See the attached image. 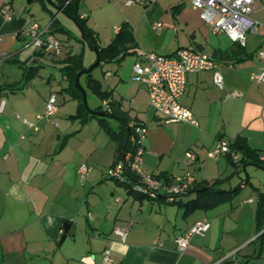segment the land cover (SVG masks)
Returning a JSON list of instances; mask_svg holds the SVG:
<instances>
[{
    "label": "crops",
    "instance_id": "obj_1",
    "mask_svg": "<svg viewBox=\"0 0 264 264\" xmlns=\"http://www.w3.org/2000/svg\"><path fill=\"white\" fill-rule=\"evenodd\" d=\"M7 3L11 2L0 0V54H6V58L0 57V64L16 59L25 69L29 65L38 68L28 80L19 65V78L0 77V264H102L105 247H109L114 264H264V244L257 247L255 222L257 193L264 190V169L252 164L242 169L238 153L232 160L223 154L208 155L218 139L230 141L237 135L264 153V80L250 78L264 68V59L258 54L264 51V0H255L249 15L258 22L259 32L247 33L239 50V43L226 33L211 32L188 0L167 4L143 0L139 6L126 3L130 9L115 27L114 35L123 22L132 30L131 80L133 65L144 62L146 51L171 54L187 47L211 54L221 65V88L214 84L211 70L186 76L180 102L193 112L197 125L166 121L149 106L145 86L133 80V85H127L116 66L114 74L112 70L104 72L106 84L97 78L128 117L126 126L155 125L143 141L142 169L146 174L163 173L172 179L189 174L196 181L219 179L222 190L240 187L229 201L186 215L163 193L158 198L139 197L128 192L127 184L106 176L108 168L123 157L125 146H119L96 117L81 122L72 116L78 99L65 91L68 80L62 60L68 52H75L40 49L30 41L24 46L22 30L28 20L5 10ZM135 9L143 10L137 21L131 15ZM154 23L160 25L154 28ZM91 29L100 46L114 37L101 44L98 33ZM226 50L235 54L234 58L226 56ZM240 52L245 55L240 57ZM124 58L111 62L120 65ZM83 65L91 66L84 61ZM112 75L114 80L109 82ZM233 90L241 96H230ZM51 93L56 95V112L38 118ZM66 102L73 105L72 110H65ZM107 103L100 101L90 109L99 105L105 109ZM106 118L114 130L121 128L118 119ZM162 123L173 124L171 132L158 130ZM188 148L194 150V160L184 156ZM80 163L90 166L82 177L77 173ZM193 196L187 190L181 199ZM202 221H208V230L191 235L185 250L179 251L176 238ZM65 223L70 227L61 240ZM115 228L125 232L124 238Z\"/></svg>",
    "mask_w": 264,
    "mask_h": 264
},
{
    "label": "built area",
    "instance_id": "obj_2",
    "mask_svg": "<svg viewBox=\"0 0 264 264\" xmlns=\"http://www.w3.org/2000/svg\"><path fill=\"white\" fill-rule=\"evenodd\" d=\"M49 1L56 2V0ZM141 1L126 0V3L134 4ZM188 1L194 9L199 11L201 19L208 25L211 32H224L233 42L244 45L247 33L257 34L259 32L258 22L249 17L255 6V0ZM62 9L63 6L59 8V11ZM6 17L9 18L10 15L6 14ZM159 25L160 23H154L153 27L157 28ZM22 34L28 36L31 43L45 50L57 52L60 48V40L49 32V24L41 27L38 22H33L22 30ZM258 54L264 59V51L261 50ZM0 57L6 58V54L1 53ZM143 61L133 65L132 80L145 86L149 106L166 121L197 125L193 112L180 102V97L186 87L188 73L211 70L214 84L220 88L223 87L221 65L205 51L187 47H180L171 54L146 51ZM250 78L257 82L264 80V68L252 73ZM229 95L237 97L241 96V92L233 90ZM2 105L3 101L0 102V111ZM56 110V95L51 93L46 99L43 113L39 114L38 118H48ZM25 122L28 127L36 128L34 123ZM145 132L146 125L143 123H137L132 127V131L128 135V147L124 150L123 157L108 168L106 176L127 184L132 191L148 197H157L163 193L168 201H173L178 195L186 193L195 179L192 175L187 174L173 179L168 184L153 175L146 174L142 169V140ZM230 152L229 141L218 139L209 150L208 155L215 157ZM184 156L189 160L196 158L192 148H188ZM231 156L235 158L236 153L231 152ZM260 158L264 159V153L260 155ZM89 169L90 166L87 163H80L77 166V173L82 177L87 174ZM208 228V221L196 222L191 225L185 234L176 238L178 250H185L191 235H202ZM114 232L122 238L125 236L122 229L115 228ZM101 256L102 264H114L109 247L102 250Z\"/></svg>",
    "mask_w": 264,
    "mask_h": 264
},
{
    "label": "trees",
    "instance_id": "obj_3",
    "mask_svg": "<svg viewBox=\"0 0 264 264\" xmlns=\"http://www.w3.org/2000/svg\"><path fill=\"white\" fill-rule=\"evenodd\" d=\"M9 2H11V0H9ZM79 2L80 0H56V2H53V4L58 8L63 6L62 12L75 24L82 28L80 37L82 41L86 42L92 47H97V53L100 56V62L96 66L101 65L103 62H119L127 54L134 52L133 50H131L135 44L132 30L125 22L121 24L118 31L115 33L114 37L107 45L100 46L97 43V36L95 32L87 26L86 18L81 17V14L79 13ZM49 32L52 34H54L55 32H61L67 34L68 36H72L71 31L64 25H62L57 17H53L50 20ZM59 40L60 43L63 42L61 39ZM237 47V50L242 49L241 44H237ZM227 52L228 51L226 50V56H229L230 59L234 58L235 54L231 56L230 53ZM239 55L240 57H242L245 54L242 55V52H240ZM12 61L15 63L18 62L16 59H12ZM62 62L64 63V65L62 66L63 74L68 80V86L65 88V91L69 92L70 95L78 99L76 112L72 116L81 118V122H84L88 117H96L100 121L107 134L112 139H115L118 142L119 146L123 145V147L125 146L126 149L128 147V135L132 131V127L126 126L128 117H126L124 112L121 111L119 103L111 99L112 92L102 88L100 80L92 76V69L88 73L81 75L84 77L86 86L100 99V101L108 100L107 108L103 109V107L99 105L98 107H96V109L106 111L109 115H111V117L118 119L121 125V128L119 130H114L107 122L106 117H99L90 114L82 101V93L77 88L75 83L76 74L85 68L82 61V53L68 52ZM17 64L25 69V66L22 65V63L18 62ZM37 68L38 66L33 67L32 65H29L24 71V76L26 78L25 80L31 78V76L36 73ZM229 147L231 149V152H234L236 154L238 153L240 155L238 161L242 164L252 163L256 166L264 167V159L260 158V155L262 153L250 147L245 137L237 135L235 138L229 141ZM231 152L225 154L230 160H232ZM153 176L157 179L163 180L168 184L173 180L171 177H168L163 173ZM220 181L221 180L219 179H215L214 181L209 183L204 180H194L190 188L188 189V191L190 190L191 193H194V196L192 198L182 200L181 196L183 194H181L178 195L173 201L169 202L180 207L184 215L189 214L197 209L213 208L220 203L229 201L239 192L240 189V187H236L233 190H222L218 188V184ZM126 188L128 192L134 193L139 197H148L146 195L132 191L128 186ZM255 222L257 232H259L257 237L258 239H262L264 238V230H262L264 229V190H259L257 193Z\"/></svg>",
    "mask_w": 264,
    "mask_h": 264
},
{
    "label": "rangeland",
    "instance_id": "obj_4",
    "mask_svg": "<svg viewBox=\"0 0 264 264\" xmlns=\"http://www.w3.org/2000/svg\"><path fill=\"white\" fill-rule=\"evenodd\" d=\"M143 1V0H142ZM171 0H158L160 4H167ZM8 5L5 6V10H7L10 14H22L28 20L27 26H29L33 22H38L41 27H44L50 23V20L56 16L62 25H64L67 29H69L72 33V36H68L67 34L61 32H55L54 35L59 39H63V42L60 51L64 53L66 48L73 49L75 53H82V60L84 61L85 65L90 66L94 63L96 59V53L89 48V46L85 45L84 41L80 39V35L77 32V27L73 23V21L68 18L63 12L59 11V8L56 7L52 2L49 0H11V3H7ZM136 5H142L140 2H136ZM79 13L85 15L87 18L86 24L87 26L95 29V31L99 35V39L101 44L108 42L109 38L114 35L115 27H118L120 23L125 19L126 12L129 11V7L126 5V0H80L79 2ZM144 10V8H143ZM140 10H134L131 15H133V20L137 21L143 14ZM24 41L23 45L26 46L27 43L30 41L28 36L22 38ZM66 40V41H65ZM69 45L67 46V44ZM40 48V47H39ZM41 49V48H40ZM46 52V51H45ZM134 56L127 55L123 62L117 64V62H103L101 65L96 66L92 69L91 74L95 78H99L104 84H106V80H104V72L111 71V74H114L113 67L119 68V72L123 77V80L127 82V85H133L134 82L130 79V70L133 64ZM18 63V62H17ZM12 61H4L0 64V77L3 78L9 77L12 80L15 78L20 77L21 69L18 64ZM42 70V69H41ZM47 70V69H45ZM46 71H43L42 74H46ZM112 75L109 78V82L113 81ZM118 77V75L116 76ZM81 84L85 88L86 91V102L87 106L91 108L95 104L100 103V99L86 86L84 77L82 76ZM44 83V82H43ZM61 99V97H59ZM59 99V102H61ZM63 105V104H61ZM65 110H69L73 108V105L70 102H66ZM144 124L146 122H143ZM173 124L169 123H162L157 128L163 132H171V127ZM155 127L154 124H150V127ZM147 128L145 136L142 142L145 140L146 135L148 134V130L151 128ZM161 133V132H160ZM144 144V143H143ZM189 195H185L187 197ZM264 230V229H262ZM257 244L259 245L264 244V238L258 239ZM232 251L231 253H234Z\"/></svg>",
    "mask_w": 264,
    "mask_h": 264
},
{
    "label": "water",
    "instance_id": "obj_5",
    "mask_svg": "<svg viewBox=\"0 0 264 264\" xmlns=\"http://www.w3.org/2000/svg\"><path fill=\"white\" fill-rule=\"evenodd\" d=\"M78 26V25H77ZM79 29H80V32L82 33V28L80 26H78ZM95 53H96V60L94 61V63L88 67V68H85V69H82L81 71H79L77 74H76V77H75V83H76V86L77 88L81 91L82 93V101L86 107V109L89 111L90 114L92 115H96V116H100V117H107V116H110L106 111H103V110H100V109H90L88 106H87V102H86V91L84 89V87L80 84V81H79V78L82 74H86L88 73L91 69H93L99 62H100V56L98 55L97 51V47L94 46L92 48ZM247 164H252V163H246V164H243L242 165V169H245L246 165ZM252 165H255V164H252ZM256 166V165H255ZM261 169H264V167H261V166H257ZM246 181H248V174H246V177H245ZM187 192V191H186ZM70 227V224L69 223H65L64 225V233L62 234V237H61V240L64 239L67 231H68V228Z\"/></svg>",
    "mask_w": 264,
    "mask_h": 264
}]
</instances>
